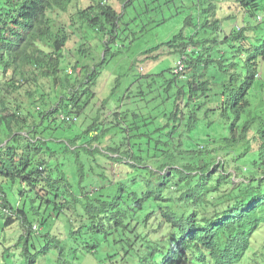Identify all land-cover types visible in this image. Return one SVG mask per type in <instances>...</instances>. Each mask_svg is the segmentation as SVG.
I'll return each mask as SVG.
<instances>
[{
    "label": "trees",
    "instance_id": "trees-1",
    "mask_svg": "<svg viewBox=\"0 0 264 264\" xmlns=\"http://www.w3.org/2000/svg\"><path fill=\"white\" fill-rule=\"evenodd\" d=\"M80 1L0 0V256L240 264L252 246L264 254L254 238L264 228V0L194 2L196 15L132 64L165 45L176 65L137 73L122 95L117 75L103 97L92 87L125 39L132 46L121 25L133 0L69 14ZM44 83L60 85L57 99ZM90 99L100 100L81 124ZM85 161L99 188L82 186Z\"/></svg>",
    "mask_w": 264,
    "mask_h": 264
},
{
    "label": "rangeland",
    "instance_id": "rangeland-1",
    "mask_svg": "<svg viewBox=\"0 0 264 264\" xmlns=\"http://www.w3.org/2000/svg\"><path fill=\"white\" fill-rule=\"evenodd\" d=\"M218 4L222 0H217ZM231 0H226V2H230ZM90 0H81L79 3H76L69 7L67 9L68 13L74 11L76 6L85 7L87 4H89ZM110 2H113L110 0ZM194 2H198V0H133V5L131 7H127V10L125 12L124 18L122 19L123 22L127 23L122 24V28H129V31L127 32H133L135 39L133 40L132 46L129 48L130 42L125 39V48L126 50L120 49L121 54L116 55L113 58L109 60V62L105 65V67L102 69L101 74L99 75L96 84L92 87V90L95 91L97 97H103L106 95V91L109 90V94L111 92V86L115 82V77L117 75H124L121 78V85L119 87V94L122 95L124 92V88L127 86H130L131 82L135 79V75L137 73L146 74L149 72H159L161 69L169 67V66H175L176 61L178 59L177 55L171 54L168 52L167 47L164 45L160 47L159 49L155 50L153 53H151L153 56L157 55L156 58H145L143 59L142 56V62L138 64H133V61L136 60L140 56V52L145 49L148 46L155 45L157 43H163L169 40L172 36H174L176 33H178L184 25V19L185 17L190 15H196L195 14V5ZM114 6L118 10H121V3L115 2ZM146 9H148V12H144ZM68 14L62 13L61 21H57V23H61L64 19H67ZM236 23H239L238 21ZM133 37V35H130V39ZM80 41V36L77 34L72 35V38L70 41L66 43V56L68 57V60H75L76 58V50L78 48V42ZM116 46L112 48L113 52H115ZM94 55H100V52L102 51L101 48H97L96 51L93 49ZM70 69V67H69ZM127 73V74H126ZM135 84V83H134ZM134 84H131L133 86ZM43 93H48L49 99H57L58 95L55 96L56 93L60 91V85H53L52 83L43 85ZM85 94L82 95V98H85ZM117 97V95H116ZM100 99H90L85 106V111L81 114L80 117V123L86 119V117L89 114H94L96 107L93 106V104L96 105ZM78 125V123H77ZM59 133H62L60 130H58ZM59 133L56 132V135ZM213 133V132H210ZM83 153V152H82ZM82 157L83 154H82ZM233 159L235 158V155H230ZM65 163L67 166V172L69 179L72 181V183L77 184V176L73 174L75 173V161L73 157L66 156ZM249 156L247 158H244L243 160H248ZM242 160V161H243ZM244 162V161H243ZM86 164L85 170L87 171V176L83 182V187H89L88 183H92L90 185L91 188H99L100 182L95 181L94 179H88V177L91 174L90 165L88 164V161L84 162ZM230 164V165H229ZM234 163H227L225 166L231 170ZM240 164V162H238ZM243 166H246V163H243ZM105 174L107 172L104 170ZM74 179V180H73ZM103 185V184H102ZM77 188V185H76ZM111 186L105 187L102 190L108 192ZM79 193V191L77 192ZM54 226L58 227L56 223H53ZM59 229V228H58ZM264 238V228L257 231L256 234H254V238ZM75 240H71L70 243H74ZM41 243V240H40ZM1 250V248H0ZM65 251L67 255L68 248H65ZM21 255V254H20ZM66 255V257H67ZM47 258L40 259L36 262V264H67L64 260L58 259V254L56 252H51L50 254L46 255ZM68 258V257H67ZM70 259V258H68ZM67 259V260H68ZM71 260V259H70ZM76 264H82L79 263L77 259H74ZM59 261V262H58ZM72 261V260H71ZM0 264H25L24 257L21 255L19 258H3L0 256ZM74 264V263H71ZM87 264H91L88 263ZM94 264V263H92ZM240 264H264V254L260 252V250H257L255 247H251L248 252L245 255V260H243Z\"/></svg>",
    "mask_w": 264,
    "mask_h": 264
},
{
    "label": "built area",
    "instance_id": "built-area-1",
    "mask_svg": "<svg viewBox=\"0 0 264 264\" xmlns=\"http://www.w3.org/2000/svg\"><path fill=\"white\" fill-rule=\"evenodd\" d=\"M63 118H66V119H68V117H66V116H63Z\"/></svg>",
    "mask_w": 264,
    "mask_h": 264
},
{
    "label": "clouds",
    "instance_id": "clouds-1",
    "mask_svg": "<svg viewBox=\"0 0 264 264\" xmlns=\"http://www.w3.org/2000/svg\"><path fill=\"white\" fill-rule=\"evenodd\" d=\"M40 259H42V257H39L38 261H39ZM242 262H243V261H242Z\"/></svg>",
    "mask_w": 264,
    "mask_h": 264
}]
</instances>
